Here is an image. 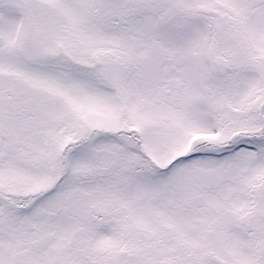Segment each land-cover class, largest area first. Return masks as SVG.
I'll use <instances>...</instances> for the list:
<instances>
[{
    "label": "rangeland",
    "instance_id": "obj_1",
    "mask_svg": "<svg viewBox=\"0 0 264 264\" xmlns=\"http://www.w3.org/2000/svg\"><path fill=\"white\" fill-rule=\"evenodd\" d=\"M33 1L0 3L63 38L65 160L7 164L61 181L22 213L0 198V264H219L228 232L262 256L264 0Z\"/></svg>",
    "mask_w": 264,
    "mask_h": 264
},
{
    "label": "flooded vegetation",
    "instance_id": "obj_2",
    "mask_svg": "<svg viewBox=\"0 0 264 264\" xmlns=\"http://www.w3.org/2000/svg\"><path fill=\"white\" fill-rule=\"evenodd\" d=\"M38 1L42 3L40 5L46 4L43 0ZM31 2L34 1L31 0ZM19 11L15 2L11 5L0 3V157L9 149L19 151L20 155L11 154L0 158V198L13 201L17 203L16 205L20 202L19 213H22L31 203L32 197L47 194L50 188L61 181V178L54 180V184L51 185L52 181L43 178L40 180L38 175L32 178L18 175L9 177L5 170L6 166L7 164L15 165L13 166L15 170H19L18 166L26 165V170L20 168L21 172H28V170L44 172L45 168H49L50 160L47 157L57 155L58 162L65 160L62 151L65 150L66 127L60 104L66 105L67 101L65 77L75 72L74 70L66 71L62 62L65 56L63 38L60 35L57 36L54 46H50V38L45 46L36 45L39 40H32L22 33H35L38 29L25 30L23 27L41 28L39 20L34 19L33 15L19 13ZM70 28L74 32L73 28ZM43 32L49 36L48 30ZM51 49L57 50L58 53ZM50 57L60 58L59 65L61 64L64 68L50 66ZM75 92L74 88L70 90L68 97H74ZM51 130L56 131L52 140L48 135ZM72 130L70 134L73 135L74 142L84 137L82 135L77 137L78 133ZM9 138L12 141H9ZM19 138L26 141H20ZM9 142L11 146H15L7 149ZM49 150H52L51 154ZM24 151L28 152V156L21 154ZM45 154H47L46 157ZM35 162L37 165L34 164ZM52 164L53 160H51ZM17 180L27 181L25 184H19L16 183ZM34 182L36 185H33ZM56 188L59 186L53 189L56 190ZM24 197L26 200H23ZM1 203L0 201V211L3 208H10L7 203L4 202L5 207ZM258 230L257 236L259 235L262 239ZM225 235L233 238L234 243L229 246L230 253L220 257L219 264H264V252L259 257L255 252L256 249L252 251L245 249L242 246V238L234 232H228ZM258 249L259 251L264 249L263 242Z\"/></svg>",
    "mask_w": 264,
    "mask_h": 264
},
{
    "label": "water",
    "instance_id": "obj_3",
    "mask_svg": "<svg viewBox=\"0 0 264 264\" xmlns=\"http://www.w3.org/2000/svg\"><path fill=\"white\" fill-rule=\"evenodd\" d=\"M1 143V142H0ZM198 199H199V202H197V201H195V204L197 205V206H200V205H202V200H201V197H198ZM44 242H41L40 244H39V246L41 247V249H43L44 248Z\"/></svg>",
    "mask_w": 264,
    "mask_h": 264
}]
</instances>
